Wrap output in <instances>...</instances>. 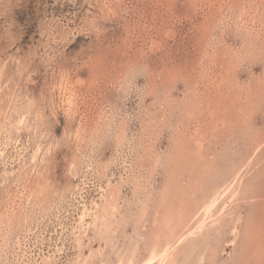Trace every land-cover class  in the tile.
Segmentation results:
<instances>
[{
  "label": "rangeland",
  "instance_id": "rangeland-1",
  "mask_svg": "<svg viewBox=\"0 0 264 264\" xmlns=\"http://www.w3.org/2000/svg\"><path fill=\"white\" fill-rule=\"evenodd\" d=\"M263 42L264 0H0V264H141L179 140L223 167L264 134ZM229 205L182 264L264 238Z\"/></svg>",
  "mask_w": 264,
  "mask_h": 264
},
{
  "label": "bare ground",
  "instance_id": "bare-ground-1",
  "mask_svg": "<svg viewBox=\"0 0 264 264\" xmlns=\"http://www.w3.org/2000/svg\"><path fill=\"white\" fill-rule=\"evenodd\" d=\"M263 46L264 42L262 43V50L264 49ZM255 106L257 107V105ZM245 110L246 108H242L243 112H245ZM214 114L215 113H213V115ZM244 116L246 118L245 125L249 126L248 121L250 119V114L248 111L244 114ZM246 133L247 132H244L243 134L246 135ZM249 136L248 137L250 139L247 137L248 141L245 139L247 143H245L246 141L244 142V149H237L233 151L232 154L235 153L236 155L235 159L229 160L228 157L224 158V161L226 160V164L223 167L218 166L220 160L218 157H220V155H215L213 158H210L205 152L202 151V140L200 138L196 139L198 144L197 147L193 148L190 144H188L189 146L183 145L182 143L184 140L183 142L182 140H179L181 144H177L176 151L174 152V154L177 152L175 155H173L175 157V161L171 165L168 180H166L164 185L162 197L165 199L166 196L171 194V186L176 187L173 188L174 190L177 189V193L174 192L172 195H178L175 197L172 196L173 198L171 197V202L167 205H161L165 208L162 209L160 206L159 209H161L156 212L154 219L155 230L152 233L153 239H149L151 240V245L149 251L146 252L148 254L142 260L141 264H182L183 262L180 260L181 256L185 257L186 251L190 249L193 251L195 247L198 246L196 244V241H199L198 238L201 236L204 239L211 238L213 233H217L218 230H215V228L219 223L222 224V219L224 218L227 220L230 218H228V216L232 215L234 212H228L230 202L232 205L238 203L244 204L245 202H249L252 205V202L263 200L264 180L262 181L261 179H258L256 181V179H264V167H262L264 166V134L255 136V134L250 133ZM224 156L225 155H223V157ZM159 162L160 161H158V163ZM186 174L192 175L194 177L193 180H188L185 176ZM210 180L212 183L209 182ZM206 183H210L211 186H206ZM199 193H202V198L200 199L197 197ZM257 205L258 204H256V206L252 205V207H250V213L255 217V219L259 217ZM237 206L238 205H236V207ZM157 208L158 207H156V209ZM253 219L250 220L252 223ZM207 224H212V234H204ZM231 234L234 235L231 242L235 243L239 235L238 224L231 229ZM243 238H245V240L242 245L243 262L241 264H247V256L254 255L253 252H258L261 254L262 251H264V248L262 249L261 247V245L264 247V238L259 235V231H256V226H254V228L250 229L248 232H245ZM258 249H260V252ZM131 251V258L126 261H124L122 258L123 260H121L123 262L121 263L134 264V259L132 257H136L137 255L135 254L136 248ZM197 264H203L202 258L198 260Z\"/></svg>",
  "mask_w": 264,
  "mask_h": 264
}]
</instances>
